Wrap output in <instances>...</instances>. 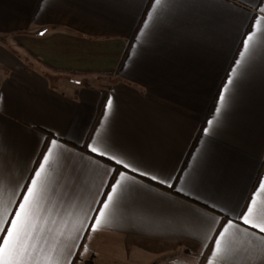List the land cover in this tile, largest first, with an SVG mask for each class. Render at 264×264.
<instances>
[{
	"label": "crops",
	"instance_id": "0c3cea01",
	"mask_svg": "<svg viewBox=\"0 0 264 264\" xmlns=\"http://www.w3.org/2000/svg\"><path fill=\"white\" fill-rule=\"evenodd\" d=\"M0 34L21 264H264V0H0Z\"/></svg>",
	"mask_w": 264,
	"mask_h": 264
},
{
	"label": "snow or ice",
	"instance_id": "6c2138e0",
	"mask_svg": "<svg viewBox=\"0 0 264 264\" xmlns=\"http://www.w3.org/2000/svg\"><path fill=\"white\" fill-rule=\"evenodd\" d=\"M157 3H160V0H157ZM251 37H249V40ZM247 46V41H245ZM239 63V62H238ZM223 100V97L221 98ZM111 106V101H109V107ZM211 123V121H210ZM54 143V142H53ZM93 152L96 151L95 148L92 149ZM47 156L45 157V163H47ZM43 164L41 165V170L36 172L35 175L37 178L40 177L41 172L43 171ZM37 189V179L31 181V187L28 188L27 194L23 198V202L18 206V210L14 214L10 222L5 221L8 224V228L5 231L3 228H0V264H21V257L25 254L27 248V242L31 239V233L29 232L30 221L32 218V205L36 197ZM113 192L116 191L115 187L112 189ZM109 200H112V196L108 197ZM105 208L108 207L107 204L104 205ZM249 213L251 209L248 210ZM101 216L104 215L103 212L100 213ZM245 224H249V217L246 215L243 219ZM100 224V220L96 221V225L93 226V231L96 230V226ZM253 227H258V225H253ZM227 229H225L226 231ZM260 232H264V227H259ZM223 236V232L220 234ZM216 250L219 252L220 249V240L216 241ZM87 251V248H85Z\"/></svg>",
	"mask_w": 264,
	"mask_h": 264
},
{
	"label": "trees",
	"instance_id": "16d2710c",
	"mask_svg": "<svg viewBox=\"0 0 264 264\" xmlns=\"http://www.w3.org/2000/svg\"><path fill=\"white\" fill-rule=\"evenodd\" d=\"M104 99H105V91L102 92V95L100 97V101H99L98 107H97L98 109L102 105ZM79 248H81V244L79 245L78 250H79ZM77 256H78V251H76V253L74 254L70 264H73V261L76 259ZM83 264H94L93 263V255L90 254L89 257L85 260V262ZM117 264H123V263H117ZM152 264H157V263H152Z\"/></svg>",
	"mask_w": 264,
	"mask_h": 264
},
{
	"label": "rangeland",
	"instance_id": "374dc122",
	"mask_svg": "<svg viewBox=\"0 0 264 264\" xmlns=\"http://www.w3.org/2000/svg\"><path fill=\"white\" fill-rule=\"evenodd\" d=\"M1 35V34H0ZM5 35V34H2ZM89 256L84 257H80L79 253L78 256L76 257V259L73 261V264H83L85 262V260L88 258Z\"/></svg>",
	"mask_w": 264,
	"mask_h": 264
}]
</instances>
